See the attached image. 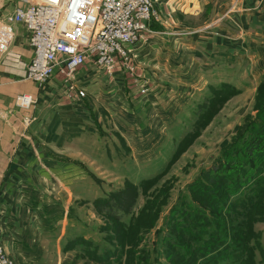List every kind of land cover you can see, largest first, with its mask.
<instances>
[{
  "label": "crops",
  "instance_id": "0c3cea01",
  "mask_svg": "<svg viewBox=\"0 0 264 264\" xmlns=\"http://www.w3.org/2000/svg\"><path fill=\"white\" fill-rule=\"evenodd\" d=\"M154 3L159 22L150 27L156 33L143 37L130 50L138 67L144 64L151 66L154 74H168L174 110L179 105L181 109L188 107L194 94L208 95L207 89L227 83L226 79L240 86L238 77L245 56L250 62L246 78H251L255 58L244 54L242 47L252 49L255 57L264 55V0ZM183 16L202 21V25L183 26ZM75 18L71 14L73 23ZM12 30L9 51L0 53L3 244L17 264H70V252L81 253L83 241L93 240L92 226L82 218L83 213L91 210L92 214L93 206L107 195L104 185L99 184L98 169L102 175H111L114 169L124 167L121 161V167H114L121 149L115 146L111 132L98 124L104 121L96 118L97 123L90 122L91 111L101 110L110 116L111 130L132 147L133 156L140 144L144 146L150 139L156 142L161 131L152 126L154 121L146 131L145 125L140 127V118L137 122L128 113L130 107L120 97L123 85L110 81L125 75L114 69L101 72L92 59L76 71L75 78L69 77L74 82L58 68L43 85L28 80L34 56L29 33L22 25H14ZM67 30L73 34L71 25ZM213 78L217 81L211 82ZM79 90L86 93L84 100L78 96ZM21 94L32 95L36 103L28 109L17 108L16 98ZM157 110L156 104L151 105V111ZM24 175H31L32 182L24 180ZM67 245L73 249L65 250Z\"/></svg>",
  "mask_w": 264,
  "mask_h": 264
},
{
  "label": "rangeland",
  "instance_id": "374dc122",
  "mask_svg": "<svg viewBox=\"0 0 264 264\" xmlns=\"http://www.w3.org/2000/svg\"><path fill=\"white\" fill-rule=\"evenodd\" d=\"M73 2V10L68 14L73 30L69 40L79 50L86 47L98 27L100 0ZM1 3L2 0L3 24L10 9ZM71 14L76 17L75 23ZM201 22L181 17V24L186 27H197ZM150 28L152 33L143 37L156 33ZM242 50L255 58L250 79L246 78L250 62L245 56L238 77L240 86L226 79L227 83L218 87L209 86L208 95L194 94L188 107L181 109L179 105L177 110H174L176 103H171L174 97L168 74H154L153 68L144 64L138 67L133 53L129 62L114 64L112 69L125 76L110 81L123 85L120 97L128 103V113L137 122L140 118V127L145 125L146 131L154 121L152 126H157L161 135L157 143L150 139L144 146L140 144L133 156L132 147L111 130L110 116L100 109L97 113L91 111L90 122L97 123L96 118L104 121L98 124L108 134L111 132L115 146L121 149L122 154L115 156L114 167H121L120 161L124 167L119 172L114 169L111 175H102V169H98L99 184L104 185L107 195L93 206L92 214L91 210H85L82 215L92 226L93 240L90 243L82 240L81 253L70 252L73 264H192V257L206 248L211 232L220 231L211 216L215 210L201 202L213 197L205 198L207 191L224 194L230 200L220 214L215 213V217L226 218L233 224L225 236L235 242L246 238L245 249L233 245L234 250L222 251L215 264H239L242 260L244 264H264V55L255 57L252 49L242 47ZM60 67L59 73L69 79L63 64ZM79 97L84 100L86 93L85 97ZM153 104L158 106L155 112L151 111ZM209 174H219L220 178L213 182ZM24 180L32 182V176L24 175ZM202 212L210 220L203 219ZM185 223L195 225V235L182 228ZM169 248L176 254L175 263L168 259ZM222 248L218 249L220 253ZM71 249V245L65 247ZM239 254L243 255L242 260Z\"/></svg>",
  "mask_w": 264,
  "mask_h": 264
},
{
  "label": "built area",
  "instance_id": "2783aa9c",
  "mask_svg": "<svg viewBox=\"0 0 264 264\" xmlns=\"http://www.w3.org/2000/svg\"><path fill=\"white\" fill-rule=\"evenodd\" d=\"M73 1L2 0L1 4L10 10L5 14L4 23H0V51L5 53L10 48L14 38L13 26H24L34 51L27 79L38 85L45 84L61 64L70 77L88 59L103 70H112L117 62H129L130 46L145 33H152L150 25L159 17L154 0H100L98 27L86 47L76 50L69 40L72 34L67 30L68 14L73 10V3L77 2ZM78 94L85 97L82 90ZM35 103L31 95L16 98V107L20 109L31 108ZM1 200L0 195V204ZM0 264H15L4 248L1 228Z\"/></svg>",
  "mask_w": 264,
  "mask_h": 264
},
{
  "label": "trees",
  "instance_id": "16d2710c",
  "mask_svg": "<svg viewBox=\"0 0 264 264\" xmlns=\"http://www.w3.org/2000/svg\"><path fill=\"white\" fill-rule=\"evenodd\" d=\"M220 175L219 174H209V177L212 178V181L213 182H216L217 179H219ZM207 194H204L205 198H209V196H213L209 199V201L205 202L203 200H201L202 204L206 207V208H211L212 210H215L214 212H212V217H214V219L216 220L218 226L220 227V231L219 232H211V239L209 240V242H207V245L205 246L206 248H204L203 250L198 251L199 253H196L194 257H192V261L191 263L192 264H197L199 261L200 258H202V261L199 262V264H215L216 262L219 261L220 257L223 255L222 254V251H227L229 249H232L234 250L233 248V245L237 247V249L241 248V249H245L246 247L244 246V243H246V238H242L243 242H239L238 240H232L230 238V240L228 239L227 236H225V234L227 232H230L232 230V227H231V222H228V220L226 218H218V217H215V213L216 211L220 214L222 212V210H224L225 208V205L228 203L229 201V205H230V200L224 195V194H209V192L207 191L206 192ZM205 212V210L203 211ZM203 212H202V215H203ZM203 219H207V220H210V218L208 217V215L206 213H204L203 215ZM233 225V224H232ZM185 227H182L183 229H187L188 231H191V233L193 235L194 232L193 230L196 229L195 225L194 226H190V224L188 223H185L184 224ZM195 227V228H194ZM194 228V229H193ZM239 237L241 235H238ZM231 241L233 242V244L231 243ZM240 245V246H239ZM221 247H224L222 248L221 250V253L218 249H220ZM172 248H176V245ZM172 248H169L168 249V254H169V261L171 263H175L176 261V254L174 252V250ZM197 252V250L195 251ZM197 255V256H196ZM204 255V256H202ZM239 260H242V257L243 255L239 254ZM204 259V260H203ZM177 262V261H176ZM239 264H244V260L240 261Z\"/></svg>",
  "mask_w": 264,
  "mask_h": 264
},
{
  "label": "bare ground",
  "instance_id": "6f19581e",
  "mask_svg": "<svg viewBox=\"0 0 264 264\" xmlns=\"http://www.w3.org/2000/svg\"><path fill=\"white\" fill-rule=\"evenodd\" d=\"M68 26V25H67Z\"/></svg>",
  "mask_w": 264,
  "mask_h": 264
}]
</instances>
